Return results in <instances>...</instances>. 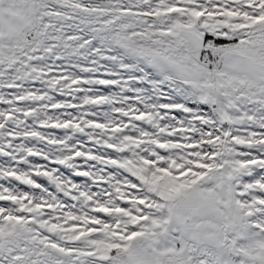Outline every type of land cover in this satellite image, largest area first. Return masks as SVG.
Masks as SVG:
<instances>
[{"label": "snow or ice", "instance_id": "snow-or-ice-1", "mask_svg": "<svg viewBox=\"0 0 264 264\" xmlns=\"http://www.w3.org/2000/svg\"><path fill=\"white\" fill-rule=\"evenodd\" d=\"M0 264H264V0H0Z\"/></svg>", "mask_w": 264, "mask_h": 264}]
</instances>
